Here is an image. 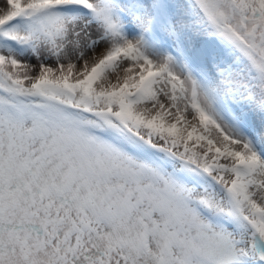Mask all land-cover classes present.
I'll list each match as a JSON object with an SVG mask.
<instances>
[{
	"label": "snow or ice",
	"instance_id": "6c2138e0",
	"mask_svg": "<svg viewBox=\"0 0 264 264\" xmlns=\"http://www.w3.org/2000/svg\"><path fill=\"white\" fill-rule=\"evenodd\" d=\"M0 264H264V0H0Z\"/></svg>",
	"mask_w": 264,
	"mask_h": 264
}]
</instances>
